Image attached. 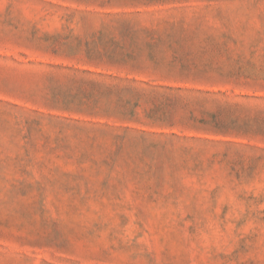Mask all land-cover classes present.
<instances>
[{
    "label": "rangeland",
    "instance_id": "obj_1",
    "mask_svg": "<svg viewBox=\"0 0 264 264\" xmlns=\"http://www.w3.org/2000/svg\"><path fill=\"white\" fill-rule=\"evenodd\" d=\"M0 264H264V0H0Z\"/></svg>",
    "mask_w": 264,
    "mask_h": 264
}]
</instances>
